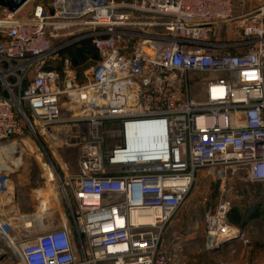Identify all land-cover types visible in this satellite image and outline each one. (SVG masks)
<instances>
[{
	"label": "built area",
	"instance_id": "built-area-1",
	"mask_svg": "<svg viewBox=\"0 0 264 264\" xmlns=\"http://www.w3.org/2000/svg\"><path fill=\"white\" fill-rule=\"evenodd\" d=\"M70 2L36 4L31 20L0 6V142L20 121L43 139L71 218L20 242L0 229L17 264H169L164 232L202 169L218 184L206 248L249 244L229 214L245 186L264 185V0ZM75 25L89 33L54 44ZM84 39L98 60L80 84L61 52ZM145 129L152 149H132Z\"/></svg>",
	"mask_w": 264,
	"mask_h": 264
},
{
	"label": "rangeland",
	"instance_id": "rangeland-1",
	"mask_svg": "<svg viewBox=\"0 0 264 264\" xmlns=\"http://www.w3.org/2000/svg\"><path fill=\"white\" fill-rule=\"evenodd\" d=\"M38 1L47 10L51 9V0H31L21 8L18 13L19 17L17 16V18L21 20L26 18L32 19L31 13L35 6L34 4ZM81 8L82 5L79 0H72V2L63 7L68 13L78 12ZM157 29L155 28V30ZM65 33H71V35L54 40V44H58L60 40L72 42L78 36L86 35L89 31L85 30L82 26L75 25L67 28ZM96 62L97 60L88 58L78 67L74 68L77 83L83 84L89 81L90 72ZM53 66L61 68V61H55ZM20 123L24 128L21 134L0 142V153L12 145L16 147V152L11 154V156L2 153L3 160L8 163L11 170L1 172L0 174V201L3 202V206L1 207H3L10 218L13 217V211H8V207L23 203H30L34 208V212L37 210L35 214L41 213L44 214V217L48 213V208L59 210L56 214H52L50 218L46 216L42 219L41 223L43 227H39V224L35 222L31 228L26 229L24 227L25 223H21L17 216L16 219L19 222L10 221L13 225L12 233L26 237L46 231L48 226H51L52 219L56 221L59 218V214L64 212L67 204L58 188L57 182L51 181V173L44 166V164L47 165L48 160H55L50 153L49 147L41 138L38 140L39 144L36 138L26 129L24 123L21 121ZM117 142L120 143L119 141ZM112 143L114 144L115 141H112ZM40 145L43 147L44 152ZM18 158L22 160L21 165L18 169H15L12 167L11 160ZM77 158V152H70L61 156L62 160H66L69 163L77 160ZM55 165L57 168L58 164L55 163ZM217 190L218 184L210 170L202 169L197 172L193 186L183 206L169 223L170 225L166 227L163 235V246L165 247L169 264L210 263L211 260L207 256L208 251L203 247L205 234L202 220L205 214L214 207ZM50 193H55L58 199H52V194ZM234 206L242 216V228L246 238L249 240V244L234 240L239 243L235 245L234 250L230 251V254L264 252V185L252 184L245 186L242 189V198L235 201ZM254 214H258V216L253 217ZM33 215L34 213L29 217H22L30 219ZM177 237L180 241L176 240ZM1 247L0 249L7 254L6 259L1 264H17L18 258L15 251L10 249L6 244H1Z\"/></svg>",
	"mask_w": 264,
	"mask_h": 264
},
{
	"label": "crops",
	"instance_id": "crops-1",
	"mask_svg": "<svg viewBox=\"0 0 264 264\" xmlns=\"http://www.w3.org/2000/svg\"><path fill=\"white\" fill-rule=\"evenodd\" d=\"M36 4H42V3H40L38 1V2H36ZM36 4H34V5H36ZM19 11L17 12L16 17L18 16ZM32 12H33V10H32ZM31 15H32V13H31ZM22 20H31V19L26 18V19H22ZM62 161L66 162L68 164L70 171L72 173L77 172V160L73 161L72 163L71 162L69 163L66 160H62ZM0 189H1V186H0ZM1 206H3L2 201H0V229H1V231L11 241L20 242L24 237L22 235L12 233L13 225H12V222H10V221H18L16 219V216H17L19 218V221H21V223H25L23 221V218H21V217L22 216L29 217L33 213L35 214L37 212V210H36V212H34V208L30 203H23V204H18L17 206H10V207H8V211H10V212L13 211V215H12L13 217L10 218V217H8L7 212ZM66 207L64 209V212L59 214V218H57L56 221H55V219H52L51 226L50 227L48 226V229H50V228H53V229L54 228H61L63 226H70V223H71L70 211H69V208L68 207L66 208ZM47 212L48 213L45 215V217L47 216L50 218L52 216V214H56L57 212H59V210L56 208H53V209L48 208ZM35 222H37V221H35ZM35 222H32V223H35ZM169 225L170 224H168V226ZM24 227H25V224H24ZM26 229H28V228H26ZM237 243H239V242L230 241V242H227L226 244H224L223 246H221L219 250L209 251L206 248L207 242L204 238L203 247L206 251H208L207 256L211 260L209 264H264V252L251 253V254L241 252V253H235V254L231 255L230 251L234 250V247ZM1 244L7 245L6 241H4V240H0V248H2ZM0 250H1L0 251V264H1L6 259L7 254L2 249H0Z\"/></svg>",
	"mask_w": 264,
	"mask_h": 264
},
{
	"label": "bare ground",
	"instance_id": "bare-ground-1",
	"mask_svg": "<svg viewBox=\"0 0 264 264\" xmlns=\"http://www.w3.org/2000/svg\"><path fill=\"white\" fill-rule=\"evenodd\" d=\"M130 135H131L130 136L131 138L129 139V146L132 149H136V150H151L152 149L154 137H153V134L151 133L150 130L145 129V130H140V131H136V132L134 131L133 135L132 134H130ZM14 152H16V147L14 145H12V146L6 148L5 150L1 151V153H0V174H1V172H8L11 170V167L8 165V163L5 162V160H3L2 153L4 155L11 156V154H13ZM21 161L22 160L20 158L15 159V160H11L12 167H14L15 169H18L21 165ZM50 194H52V193H50ZM56 198H57V196L55 195V193H53L52 199H56ZM21 218H23V217H21ZM42 219H44V214H41V213L40 214L39 213L34 214L30 219L23 218V221L25 222V228H31L33 226L32 222H35V221H37V223L39 224V227H43V225L41 223ZM25 231H26V229H25Z\"/></svg>",
	"mask_w": 264,
	"mask_h": 264
},
{
	"label": "trees",
	"instance_id": "trees-1",
	"mask_svg": "<svg viewBox=\"0 0 264 264\" xmlns=\"http://www.w3.org/2000/svg\"><path fill=\"white\" fill-rule=\"evenodd\" d=\"M61 56L68 58L74 68L78 67L83 61L88 58H92L95 61L98 60V54L96 50L92 47L91 41L89 39H84L68 46L61 52ZM57 69L59 70L60 67ZM257 216L258 214H254L253 217ZM229 222L230 224L243 230L242 216L235 206L232 208L229 214Z\"/></svg>",
	"mask_w": 264,
	"mask_h": 264
},
{
	"label": "water",
	"instance_id": "water-1",
	"mask_svg": "<svg viewBox=\"0 0 264 264\" xmlns=\"http://www.w3.org/2000/svg\"><path fill=\"white\" fill-rule=\"evenodd\" d=\"M28 0H0V6L5 8L10 13H17L23 6L27 4ZM208 245H211V240H206ZM221 247V246H220ZM220 247L209 248V251L219 250Z\"/></svg>",
	"mask_w": 264,
	"mask_h": 264
}]
</instances>
